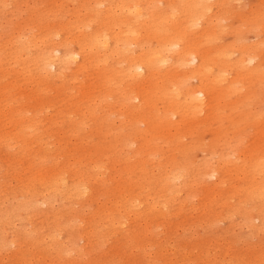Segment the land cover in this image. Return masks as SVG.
Segmentation results:
<instances>
[{
  "label": "bare ground",
  "instance_id": "obj_1",
  "mask_svg": "<svg viewBox=\"0 0 264 264\" xmlns=\"http://www.w3.org/2000/svg\"><path fill=\"white\" fill-rule=\"evenodd\" d=\"M242 1L64 0L52 17L39 4L32 24L9 21L0 68L21 73L38 102L14 98L17 83L1 88L0 154L28 174L9 179L18 189L0 212V264L8 248L16 257L25 247L38 253L17 264H87L110 240L117 258L141 254L126 264H264V7L227 24ZM8 5L0 0V15ZM58 89L67 102L50 96ZM43 122L77 138L100 122L108 151L69 157L61 148V162ZM249 128L257 133L246 143ZM233 221L237 234H215Z\"/></svg>",
  "mask_w": 264,
  "mask_h": 264
},
{
  "label": "rangeland",
  "instance_id": "obj_2",
  "mask_svg": "<svg viewBox=\"0 0 264 264\" xmlns=\"http://www.w3.org/2000/svg\"><path fill=\"white\" fill-rule=\"evenodd\" d=\"M63 1L64 0H19V4L17 5L15 3V0H5V2H8L9 5L7 8L8 9L7 12L0 15V40L3 39L4 42H6L7 40H9V38H12V30L8 28L9 21L14 20L16 18H20L21 25L28 26L33 23L31 12L35 6L41 4V7L43 8V13L48 14L50 15V17H52L53 13H50V12L54 9V7L57 4H60ZM67 1L68 0H65V5ZM252 7L255 9L264 7V0H243L242 5L240 6L242 10L238 14V16L234 15L233 20L228 21L226 23L229 25L235 26L238 21H240L244 16L248 15V12ZM71 8H73V6H71ZM67 9H68L67 7H63L62 10L64 11L62 12V14H65V11ZM67 18L69 19L70 17H67ZM51 21H54L53 18H51ZM245 37L247 38V42L255 41L252 34H248ZM15 74L22 75L21 73H16V71H13V70L6 71L0 68V94H1V88L6 87L10 83H17L18 87L15 90L14 98H18L19 101L26 102L27 105L29 106L36 104L38 101H37V98L33 96L32 85H29L23 79V77L14 76ZM50 96L58 98L59 100L63 102H67L68 100L67 98L68 95L62 94V92L59 89L54 90V91L52 90V92H50ZM50 106H51L50 108L56 107V103H52ZM51 114H52V110H51ZM99 123L100 122H98V125L95 126L93 125L92 122H90L87 126L88 128L86 129V133L83 135L82 138L69 136L66 133L65 129H60L56 126H53V124H50L49 122L48 124H46V122L42 123L41 133L44 136H47L46 131L47 129L49 130V133L51 135L50 140H52L57 145L59 149L58 153H61L59 156L60 158L59 161L65 162L67 161V159L64 153L69 157L71 154L75 155L76 157H83V156H87L89 153L90 155L92 153H96L98 155L107 153L109 142H110V139L108 138L109 136L108 131L110 130V127L102 128V125ZM142 127H145V125H142ZM247 131H248L247 135L252 136V137H248L246 135V138H245V135H244V138H245L246 143H250L254 140L253 135L255 134V132L257 133V129L249 128ZM211 132H213V130L206 129L205 132L202 134L203 136L202 140L204 143L208 144L212 142L213 133ZM195 140L196 139H194L193 137L188 139L187 140L188 147L191 146L192 141H195ZM19 141L23 143L24 139L20 138ZM30 148H33V150L37 149L35 145L33 144L30 145ZM61 148L64 153L61 152ZM182 150L183 148H180V151ZM109 155L110 156L106 159V162H107L108 168L112 170L114 168V164H115L114 162L117 156L111 152H109ZM168 155H171L177 159L180 158V155L177 151L168 152ZM202 157H203V153L200 151H195L193 153V159L196 161L201 160ZM22 162L23 161H19L18 163H15L11 157H5L4 154H0V181L3 183V185H6L5 187H3L2 185L0 186V212H3V210L7 208L8 205L12 202V198L14 197L18 189V188L11 189L17 186L16 185L17 183L15 181L11 184H8L10 183L9 179L12 177L14 169H23L22 174L23 175L28 174V171L24 172V169H28V168H26L23 164H21ZM35 168H31V169H35ZM113 185L111 187H113ZM103 202L104 201H102L101 206L103 205ZM90 211L92 210L90 209ZM74 217H76V214L74 215ZM181 221H182V218H178L177 220L174 221L175 225L176 224H177L176 226L180 225L178 223H180ZM233 223H230V222L220 223V227H217L218 230H216L217 232H215V234H217L220 231V229L226 230L227 232H229L230 235L237 234L238 230H236L237 228L234 226L235 224L236 225L238 224L235 221H233ZM15 224H16L15 225L16 228H20V226L18 225V221H15ZM175 225L170 228H167L166 237L174 233ZM198 233L204 238H207L208 236L211 235L210 232L206 233L204 230H201V229L198 231ZM246 234H247V231L243 230L241 232V235L237 237L239 238L241 237V239H244ZM174 237H178L181 239L184 237V233L182 232L177 233L174 235ZM225 239L228 240V238H222L224 242H226ZM222 240H219L220 243H222L221 242ZM253 240H252L253 243L257 242V239L256 240L253 239ZM192 242L194 244L199 243L198 240H193ZM22 246H26V245L22 243ZM117 249H120V248L118 244L116 243V241L110 240L100 250L95 249L91 254H88L89 258H88L87 264H126L124 260H136L137 262L141 260V254L139 252H137L135 255L123 254L122 259L117 258L116 256ZM237 249H239L238 246H237ZM13 252L14 251L9 250V248L7 249V253L5 255L6 260L4 264H17L20 260H22L23 262H26L27 259L30 260V258L28 257L36 255V253H38L36 250L29 251L28 247H25V251L19 255L14 253L16 257L12 255ZM64 260L68 261V259H64ZM34 263L35 264H46V263L49 264V261L47 259L37 257L36 259H34ZM57 264H66V263L60 260Z\"/></svg>",
  "mask_w": 264,
  "mask_h": 264
}]
</instances>
